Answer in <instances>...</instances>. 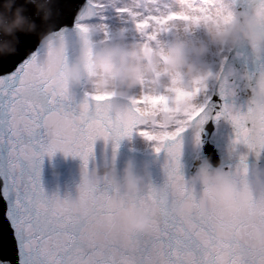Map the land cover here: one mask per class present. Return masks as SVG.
Segmentation results:
<instances>
[{
	"label": "snow or ice",
	"instance_id": "obj_1",
	"mask_svg": "<svg viewBox=\"0 0 264 264\" xmlns=\"http://www.w3.org/2000/svg\"><path fill=\"white\" fill-rule=\"evenodd\" d=\"M252 5L264 19V0H252ZM21 7L37 27L35 32L16 30L18 48L26 47L45 24L33 6ZM105 7V0H80L78 13L70 18L62 8L46 47L40 44L29 50L14 70L0 64V200L6 202L14 233V255L0 251V264H264V243L256 244L249 234L250 225H264V206L253 204L241 214L228 208L213 189L197 191L186 185L181 171L182 134L202 125L218 103L222 110L217 118H228L235 126L234 143L247 145L258 156L264 152V112L252 106L247 111L235 108L222 66L187 82L177 75L155 92L142 84L140 94L116 107L108 95L85 92L78 98L57 86L49 64L56 41L88 42L93 27L109 38V27L103 23ZM189 7L182 12L169 5L163 16L126 6L117 11L155 40L153 26L166 31L176 23L190 27L210 18L206 0L200 4L189 0ZM229 21L225 16L222 22ZM64 56L67 60L68 49ZM88 68L90 72V63ZM134 132L154 141L156 153H165L162 185L150 182L134 198L106 178L103 186L99 179L93 189L79 190L75 199L46 190L45 156L63 152L80 157L87 170L98 139L111 140L118 149L120 141ZM245 159L241 157L237 176L248 171ZM86 206L91 213H85ZM138 207L154 211L147 232L127 226L128 216Z\"/></svg>",
	"mask_w": 264,
	"mask_h": 264
},
{
	"label": "clouds",
	"instance_id": "obj_2",
	"mask_svg": "<svg viewBox=\"0 0 264 264\" xmlns=\"http://www.w3.org/2000/svg\"><path fill=\"white\" fill-rule=\"evenodd\" d=\"M36 2V0H33ZM123 6L136 9L140 13L157 12L166 15L170 10L167 0H122ZM178 11H190L189 0H176ZM211 6L210 18L200 24L205 27V38L194 39L187 36L184 23L171 25L178 29L171 41L158 40L155 45L142 42H126L123 38H111L97 41L94 39L97 27L89 33L88 42L81 40L56 41L54 55L49 59L52 75L58 87L70 92L87 84L86 92L95 95H108L113 107L122 104L129 96L138 95L142 84L151 91L167 87L177 75L185 82L205 76L210 70L207 60L213 48L229 49L247 44L259 57L264 54V19L255 11L237 10L231 2L215 6L212 0H206ZM38 9L47 20L51 9L47 3H38ZM23 8L15 12L9 21L0 16V28L4 34L13 36V40L0 41V53L12 52L14 33L17 29L34 31L36 25L23 15ZM225 16L230 21L225 25ZM197 24V25H200ZM153 32L160 34L159 26H153ZM51 33L45 34L41 45L47 46ZM158 36V35H157ZM76 43L78 54L74 59L65 60L64 50ZM91 64L89 72L88 65ZM59 73V75H57ZM247 102L249 106L264 112V72L252 85H248ZM237 110H240L235 106ZM151 162L146 161L142 172L136 171L134 160H128L123 169V184L115 166L109 168L105 178L119 187L130 198L142 192L150 183ZM99 181L95 170H83L79 190L89 191ZM188 186L199 183L213 189L226 202L228 208L246 213L255 204L264 206V166L258 162L251 166L243 177L230 174L221 166H214L210 159L201 161L196 173L184 180ZM94 195V193H93ZM91 213L90 206L84 208ZM154 211L148 207H138L126 220L127 226L136 232H147L153 224ZM225 223H229L226 219ZM249 234L256 244L264 243V225H250Z\"/></svg>",
	"mask_w": 264,
	"mask_h": 264
},
{
	"label": "water",
	"instance_id": "obj_3",
	"mask_svg": "<svg viewBox=\"0 0 264 264\" xmlns=\"http://www.w3.org/2000/svg\"><path fill=\"white\" fill-rule=\"evenodd\" d=\"M237 10L254 11L252 0H232ZM47 3L51 9V15L46 20L42 11L38 9V3ZM29 4L40 15V19L45 22L43 31L32 36L28 45L24 48H18L19 39L14 33L15 50L7 53H0V64L4 70H14L19 62L29 54V50H35L39 47L45 34L56 30V22L60 20V11L65 9L69 18L78 13L80 0H0V16L11 21L17 9L21 5ZM51 22V23H49ZM36 25V24H35ZM37 27V26H36ZM26 32H35L24 30ZM16 32V31H15ZM13 40V36L4 34L0 28V41ZM78 38H74V42ZM17 52L20 54L17 55ZM78 54V45L73 44L68 49V58L74 59ZM264 72V54L259 57L253 52L247 44L233 48L223 66L222 75L227 81L228 86L234 93L229 98L235 106L242 111H247L249 104L248 85L256 82L257 77ZM82 84L74 91L78 98L85 94V86ZM217 95L218 92H217ZM222 110V103L216 104L210 109L208 119L197 128H190L183 135V154L181 157L182 174L187 179L193 176L201 161L210 159L214 166L219 165L230 174L236 175L237 169L241 164V157H246L244 163L248 170L254 163L264 166V152L259 156L255 151L250 150L247 145L234 143L235 126L228 118L220 116L217 113ZM197 133L199 140L197 141ZM139 133L134 132L131 137H137ZM130 137V138H131ZM129 137H124L119 144V148L114 147V143L109 140L105 142L103 138L96 141L94 158L90 159L88 170H95L103 186L105 173L109 168L115 166L117 173L123 184V169L128 160H134L136 171L142 172L146 161L151 162L150 182L156 185H162L166 179L163 165L165 153H154L155 150L129 147ZM137 150V151H135ZM140 151V152H139ZM42 179L46 190L51 194L58 192L62 197L71 196L73 199L79 195V185L83 174V161L80 157L65 156L63 152H57L54 156H45L43 162ZM237 176V175H236ZM197 191H202L204 186L197 183L194 186ZM122 190V189H121ZM123 191V190H122ZM13 229L10 221L7 219L6 202L0 200V251L6 255H14Z\"/></svg>",
	"mask_w": 264,
	"mask_h": 264
},
{
	"label": "bare ground",
	"instance_id": "obj_4",
	"mask_svg": "<svg viewBox=\"0 0 264 264\" xmlns=\"http://www.w3.org/2000/svg\"><path fill=\"white\" fill-rule=\"evenodd\" d=\"M168 2H174L171 5L172 10H178L179 5L176 3V0H167ZM194 3L196 4H200L202 3V0H193ZM213 4L215 6H220L223 3L226 2H231L234 6V3L231 0H212ZM122 0L116 2L115 4H113L112 6H107L104 8L103 10V16L105 17L103 23H106L109 27V33L110 36L107 39H111V38H123L126 42L132 43V42H138V38L137 36L133 35L132 33H128L126 32L125 28L122 27L121 22H122V17L121 15L118 13L117 9L120 6H123L122 4ZM235 7V6H234ZM236 8V7H235ZM200 28L196 27V28H190L187 27L185 29L187 36L194 38V39H203L205 38V27L203 26V24L199 25ZM136 33H142L140 31H138L136 29ZM178 29L176 28H172L170 27L168 30L166 31H162L161 35H158L157 38L155 39V43L153 45H155L157 43L158 40H164V41H171L172 39H174L175 35L177 34ZM145 34V33H143ZM146 35V34H145ZM94 39H96L97 41L99 40H105V34L102 30H100L99 28L97 29ZM228 50L229 48L224 47V48H213V50L210 52L209 56L207 57V60L210 64V69L215 71L218 67L219 64L224 63V61L226 60L227 56H228ZM87 88V87H86ZM145 137L141 136L139 139H134L131 138L128 141V146L129 147H140L143 146V144H146V141L144 139Z\"/></svg>",
	"mask_w": 264,
	"mask_h": 264
},
{
	"label": "rangeland",
	"instance_id": "obj_5",
	"mask_svg": "<svg viewBox=\"0 0 264 264\" xmlns=\"http://www.w3.org/2000/svg\"><path fill=\"white\" fill-rule=\"evenodd\" d=\"M118 1H121V0H105V5H106V7L107 6H112L113 4H115L116 2H118ZM172 1V0H171ZM232 1V0H231ZM233 2V1H232ZM167 3H169V4H172V3H174L173 1L172 2H168L167 1ZM234 3V2H233ZM123 4V3H122ZM234 6H235V3H234ZM123 20H122V22H121V25H122V27L123 28H125V30H126V32H128V33H132L133 35H135V36H137V38H138V42H142V43H149V44H154L155 43V40H149V38H148V36L147 35H145V34H143V33H136L137 31H136V28H135V26H134V24L132 23V22H130V21H128V20H125L124 18H122ZM196 27H198V28H200V26L199 25H192V26H190V28H196ZM162 34V32L160 33V34H158V35H161ZM229 51V50H228ZM225 62V61H224ZM223 64L224 63H222V64H219L218 65V67H217V69L214 71V72H218V71H220L221 70V66L223 67ZM215 86V85H214ZM141 137V135L139 134V136H137V137H134V139H139ZM145 139V141H146V144H143V146H140V147H138V148H144V149H151V150H155V148H154V141H149L148 139H146V138H144ZM132 140V139H131Z\"/></svg>",
	"mask_w": 264,
	"mask_h": 264
}]
</instances>
